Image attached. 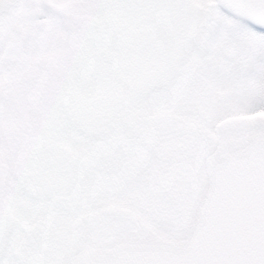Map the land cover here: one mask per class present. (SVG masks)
I'll use <instances>...</instances> for the list:
<instances>
[{"label": "snow or ice", "instance_id": "snow-or-ice-1", "mask_svg": "<svg viewBox=\"0 0 264 264\" xmlns=\"http://www.w3.org/2000/svg\"><path fill=\"white\" fill-rule=\"evenodd\" d=\"M0 264H264V0H0Z\"/></svg>", "mask_w": 264, "mask_h": 264}]
</instances>
